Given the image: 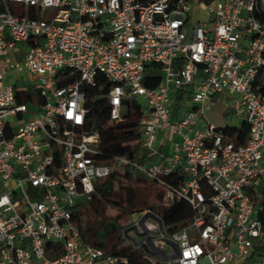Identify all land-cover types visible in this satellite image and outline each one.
<instances>
[{
    "label": "built area",
    "instance_id": "built-area-1",
    "mask_svg": "<svg viewBox=\"0 0 264 264\" xmlns=\"http://www.w3.org/2000/svg\"><path fill=\"white\" fill-rule=\"evenodd\" d=\"M193 3L205 18L187 33ZM149 65L161 71L156 86L143 84ZM8 68L29 76V101L17 99L23 87L3 83ZM98 73L111 121L124 99L141 103L138 144L156 161L96 160L83 86L98 85ZM171 94L193 105L177 115ZM216 100L246 124L242 142L226 130L236 125L205 116ZM157 132L170 136L166 152L153 148ZM122 165L155 180L162 205L184 199L192 209L174 231L149 209L132 220L133 237L122 229L134 246H151L152 261L264 264V0H0V264L125 263L82 241L72 218Z\"/></svg>",
    "mask_w": 264,
    "mask_h": 264
},
{
    "label": "trees",
    "instance_id": "trees-1",
    "mask_svg": "<svg viewBox=\"0 0 264 264\" xmlns=\"http://www.w3.org/2000/svg\"><path fill=\"white\" fill-rule=\"evenodd\" d=\"M155 68L156 65H149L153 73L145 72L143 84L156 86L159 83L161 75L155 73ZM97 77L101 80L98 85L83 86L84 106L87 108L83 127L87 132L98 135L96 160L109 162L113 156H124L140 163L151 162L153 157L146 156L138 144L141 103L135 99H124L121 118L111 121L110 104L106 96L109 85L102 74L98 73ZM30 98L31 93L28 91L17 95L20 102H27ZM226 130L237 141L242 142L247 126L241 123ZM133 169L129 165L113 166L107 176L95 182L92 198L74 206L72 218L79 228L82 241L127 258L125 263L119 264H158L157 261H152L155 257L147 253L152 252L147 244L134 246L125 242L122 233L124 217L138 209L155 207L166 230L174 231L191 219L192 209L184 199L174 200L167 206L162 205V188L153 179L149 183L145 174L140 171L139 175L134 176Z\"/></svg>",
    "mask_w": 264,
    "mask_h": 264
},
{
    "label": "rangeland",
    "instance_id": "rangeland-1",
    "mask_svg": "<svg viewBox=\"0 0 264 264\" xmlns=\"http://www.w3.org/2000/svg\"><path fill=\"white\" fill-rule=\"evenodd\" d=\"M49 11L48 9L45 10V12ZM189 15V19L186 22V30L187 33H189L190 28L192 27L193 23L197 20V19H202L205 18V12L203 10H200L197 8L196 3H193L190 11L188 12ZM23 54V50L21 53H17L16 56L18 59H21V56ZM146 73H153V70L149 69V67L146 68L145 70ZM155 73L160 74L161 75V71L157 70ZM3 83L4 84H11L14 85L15 87H20L23 85H28L30 83L29 81V76L25 73V72H21V73H17L15 70L8 68L4 78H3ZM173 102H177L179 101V95L177 94H171L170 95ZM181 101L183 103V105L181 106V104H179V108L177 109V115H182L183 113H185V110L187 108H190L193 105V101L191 99L190 95H185L182 96ZM125 110V109H124ZM205 116L207 117V119L209 120L210 123L214 124L215 126H221L224 127L225 125L229 124V125H236L239 126V122L236 118V116H232L231 113L227 112L226 107L223 105L221 100H216L215 104L213 106H210L208 108L205 109ZM205 126V122H201L198 123L194 129L193 132L196 130H199L201 128H203ZM165 132H157L153 141V148H157L159 141L161 140V138H164V145L166 147L169 146V144H171V141L167 140V136L164 135ZM167 134V133H166ZM175 138V137H174ZM142 150H146L145 148H142ZM133 175L137 176L139 175V170L134 168L133 169ZM146 177V179L148 180L149 183H151V179L149 177H147L146 175H144ZM101 179V178H100ZM159 188L160 186L157 185ZM27 193L32 196V188L29 187V190H27ZM260 198L257 200V203H260L262 200V196H259ZM149 209L151 212H157V209L155 207L152 208H147ZM145 208V210H147ZM144 210V209H138L135 210L133 212H131V215H126L122 221L124 228L130 226L132 224V220L136 219L139 217V211ZM113 213H116V210H113ZM149 220V217L147 218ZM150 221H153V219H150ZM142 234V233H141ZM140 233L136 234V238L135 241L138 242L139 241V237L141 235ZM128 235L131 237H133L135 235V231L133 229H128ZM125 242L129 243V241ZM149 246V244H148ZM149 248L152 250L151 246H149ZM174 248L171 244H167L164 246V250L166 252H170L172 251ZM58 253H61L60 250L58 251ZM149 254V256L151 257H155L154 254L151 251L147 252ZM51 257V256H50Z\"/></svg>",
    "mask_w": 264,
    "mask_h": 264
},
{
    "label": "crops",
    "instance_id": "crops-1",
    "mask_svg": "<svg viewBox=\"0 0 264 264\" xmlns=\"http://www.w3.org/2000/svg\"><path fill=\"white\" fill-rule=\"evenodd\" d=\"M20 87H23L24 89H25V91H28V92H30L31 93V95L34 93V90L31 88V86H30V84H28V85H23V86H20ZM178 95V94H177ZM180 96H181V98H182V96H185V94H179ZM187 95V94H186ZM181 98H180V100L179 101H177V104H174V106H175V110H176V114H177V109L179 108V104H181V106L183 105V103H182V101H181ZM176 103V102H175ZM164 135H166L167 136V140H169V134H164ZM161 143V144H160ZM165 143H164V139L163 138H161V140L159 141V144H158V148H159V151L160 152H166L167 151V147L164 145ZM143 151V153H145L146 151L145 150H142ZM150 156H152L153 157V159L151 160V162H154V161H156L157 159H158V156H157V154H152V155H150ZM149 163V162H148Z\"/></svg>",
    "mask_w": 264,
    "mask_h": 264
},
{
    "label": "water",
    "instance_id": "water-1",
    "mask_svg": "<svg viewBox=\"0 0 264 264\" xmlns=\"http://www.w3.org/2000/svg\"><path fill=\"white\" fill-rule=\"evenodd\" d=\"M153 214L147 209L143 212V214L141 215V220L146 219L147 216H152ZM128 229H133L135 232H138V227L137 225H131L125 228L124 230V234H127ZM135 246H138V243L135 244Z\"/></svg>",
    "mask_w": 264,
    "mask_h": 264
}]
</instances>
